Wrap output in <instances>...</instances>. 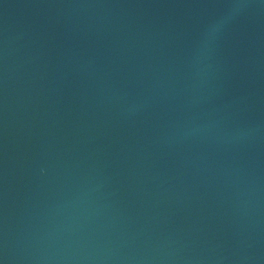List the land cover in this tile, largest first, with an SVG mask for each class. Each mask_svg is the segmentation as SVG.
Masks as SVG:
<instances>
[{
	"label": "water",
	"instance_id": "95a60500",
	"mask_svg": "<svg viewBox=\"0 0 264 264\" xmlns=\"http://www.w3.org/2000/svg\"><path fill=\"white\" fill-rule=\"evenodd\" d=\"M0 264H264V0H0Z\"/></svg>",
	"mask_w": 264,
	"mask_h": 264
}]
</instances>
